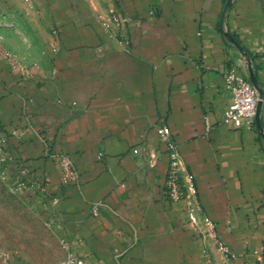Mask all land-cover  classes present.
Instances as JSON below:
<instances>
[{"label": "crops", "instance_id": "1", "mask_svg": "<svg viewBox=\"0 0 264 264\" xmlns=\"http://www.w3.org/2000/svg\"><path fill=\"white\" fill-rule=\"evenodd\" d=\"M228 1L0 0L14 162L0 170L34 213L13 215L0 264H264V0H233L223 22ZM233 66L263 92L254 127L223 123ZM163 126L183 163L177 204L163 197ZM61 154L78 173L69 185Z\"/></svg>", "mask_w": 264, "mask_h": 264}, {"label": "built area", "instance_id": "2", "mask_svg": "<svg viewBox=\"0 0 264 264\" xmlns=\"http://www.w3.org/2000/svg\"><path fill=\"white\" fill-rule=\"evenodd\" d=\"M114 22L118 21L115 10H111ZM151 17H157L155 9L149 11ZM110 28V25H107ZM264 62V51L261 54ZM226 87L232 94V102L225 111L223 123L232 124L236 128H241L243 124L254 127L256 124L259 95L251 80L242 74L235 66L231 67L225 76ZM160 141L166 146L167 153L170 157L169 169L166 181L163 187V197L168 204H177L187 199L185 178L183 176V163L179 147L172 137L171 130L167 126L159 129ZM6 138L1 132L0 126V169L8 167L14 162L7 153ZM102 155H100L101 157ZM159 160L158 153H152L148 160L149 168H156ZM58 162L61 170V181L65 185L78 180V173L73 162L66 155H58ZM1 174V170H0ZM45 192V190H44ZM53 203H57L56 197L51 198ZM65 244V241H62ZM235 258L234 255H231ZM120 254L116 250V259ZM67 264H86L82 259L70 255Z\"/></svg>", "mask_w": 264, "mask_h": 264}, {"label": "rangeland", "instance_id": "3", "mask_svg": "<svg viewBox=\"0 0 264 264\" xmlns=\"http://www.w3.org/2000/svg\"><path fill=\"white\" fill-rule=\"evenodd\" d=\"M56 198L58 201L60 200L59 197ZM13 215L15 218L21 220V222H25L29 217H32L34 213L30 209L26 196L23 193L16 191L14 188L6 185L4 178L0 174V236L5 234L8 230L11 231V229L14 228L15 225H12ZM36 217L37 232L39 234L50 233V228L46 225L42 218L40 216ZM52 243L53 251L57 252V244L55 242Z\"/></svg>", "mask_w": 264, "mask_h": 264}, {"label": "water", "instance_id": "4", "mask_svg": "<svg viewBox=\"0 0 264 264\" xmlns=\"http://www.w3.org/2000/svg\"><path fill=\"white\" fill-rule=\"evenodd\" d=\"M232 2H233V0H229L227 2V4H226V7H225V10H224V13H223V22L225 21L226 14H227L228 10L230 9V7L232 5ZM225 33H226V36L229 37L228 33L227 32H225ZM250 80H251L252 84L254 85V87L257 90L258 95H259L258 112H257V118H256V122H257L258 118H259L260 107H261L262 101H263V92L260 90V88L258 86L256 77L254 76L252 69H250Z\"/></svg>", "mask_w": 264, "mask_h": 264}]
</instances>
